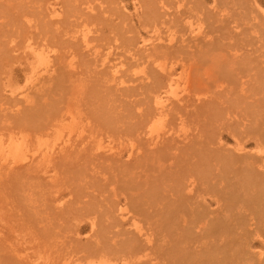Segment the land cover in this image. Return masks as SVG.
Wrapping results in <instances>:
<instances>
[{
  "label": "rangeland",
  "instance_id": "1",
  "mask_svg": "<svg viewBox=\"0 0 264 264\" xmlns=\"http://www.w3.org/2000/svg\"><path fill=\"white\" fill-rule=\"evenodd\" d=\"M141 1L0 0V126L2 124L9 125L8 128L4 129V136L7 138L13 134L20 135L22 133H26L30 135V138H33L32 145L35 146L38 143V136L46 131L44 130L45 127L50 122H52L53 118L57 114L60 112L61 114L66 112V109L69 106L71 111L69 108L68 111L69 113H73L74 117H77V122L78 119L80 121L81 118V121L76 125L77 127L83 124L86 125H83V128L93 125L91 126V130L93 129L92 131H90L89 127V129H84L86 133L83 134L85 137L87 136L86 140L84 139L81 144H78L79 146L77 148L75 147L77 150L82 149L80 150L81 152L76 151L75 148V150L73 149V152H67V154L70 155L72 153V160L73 158L77 159L78 155L81 156V154L83 158H80L79 156V161L75 159L72 161L71 156L69 155L70 157H66L67 155L66 153L64 154V152H61V154L57 153L58 155L55 154V160L53 159L54 161L52 160L51 162L55 165L54 167L60 166V163L65 165L63 166L61 164L63 167H57L55 169L56 173L53 175V178L49 176V173L45 174L43 172L37 174L33 173L35 175L32 174L30 176H28L26 173H22L16 178H14L12 174L8 175L4 172H0V264H56L57 262V264H76L78 262L81 263V261H83L82 263L88 261V257H90L89 260H94L97 264H105L102 261L109 259L116 262L117 264H124V261L117 258L114 254H108L106 252H104L106 254H102L101 252L95 253L94 244L91 245V242L88 240V238L93 233L89 222L87 219L77 220L82 216L81 214H83L86 206H92L95 201L96 205H99V209L102 207L105 208L110 200L117 199V196H119L122 201L121 207L124 208L123 211L127 215L124 217V219H121V216H118L122 221L128 219V217H131L134 214L133 212L138 210L136 209V206L138 208V204L140 208L143 207L148 209L150 211V215L155 217L153 218L155 220L158 217V214L164 211V208L169 207L171 200L165 197V193L176 191V189H172L170 187H174V184L177 186L178 179L180 180L181 178V180L188 181L193 174L196 179L198 178L197 180H200V177H202L201 172L204 170L203 168H207V170L214 168V172L212 170H210V173L208 172L210 174L209 177H211V174L214 173L212 175L214 180L217 175L216 172H220L219 170L222 168V161L220 159L229 152L228 150L235 147L234 145L236 143L234 141L233 133L243 129V124H251L252 120L255 119V117H257L262 110H264V58H262V55L260 56V52L264 51V47H262L264 46V43L259 39H257V41L255 40L260 34H258L259 32L257 31H254V33V29L248 30V33L246 34L244 32L245 35L240 33L243 31L242 29L244 28L242 27L245 25L241 24L242 22H245V20L240 19V14L246 11V4L243 5V3H241L242 7H245L244 9L240 8L239 10L238 2V4H235L234 2L229 4L227 3L228 6L226 2L225 6L224 4L222 5V3L220 4V2H217L219 4L217 7L218 4H214V0H153L154 3L149 0L150 3L147 7L151 5H153L152 7L155 6L154 8H156L158 13L162 16L164 15L163 12L166 9H169L167 11L171 10L170 12L174 11V13L179 12L182 15L185 13L183 18L186 16V12H188L189 15H192L190 12L193 11L192 13H194V11H199L193 14L194 18L196 19L192 17V20L197 22L203 18L202 20H204L205 23H203L204 21L200 22L202 25H205H199L197 27L196 31H200L198 33L196 32L197 34L195 32L191 33V31H188L186 37L194 36V38L198 37V40L192 39L190 42L191 46L189 45L190 47L184 49L186 51L190 50L189 52H196V54H194V58H191L193 60L189 59L192 64L188 65L186 70H184L185 68L179 67L178 71H180V73L185 72L183 74H186L189 78V84L192 86L195 93L193 94L197 98L202 99V102H211L212 99L216 100L219 97L218 100L221 101V103L216 105L214 108V111L218 110L219 114L213 116L212 112L210 114L206 111V109H202L204 111H199L198 113L187 116L185 119L186 122L184 121L185 124L183 122L184 125L179 122L178 124L181 126L177 125V119L174 122L175 124L172 125L174 126V135L176 136L178 134L176 137L179 138L182 135L181 140H183V137L185 136L183 132L187 131L188 134L191 135L190 137L193 138V135H195L199 130L204 129V140H200L198 138L197 140L193 139V146H182L181 148H177L172 151L170 150V157L165 156L164 158L166 159L152 157L147 161L148 167H143V169H129L126 170V172H124L122 168H119V171L118 168L117 170L115 168L110 169V167H107L106 165V160H103L105 157L103 158L102 156L106 151H99L98 153L103 152L100 155L102 158H99L96 155V157H94L95 161L93 159H91L92 161L90 159H85L87 158V155L85 154L86 149H90V152L92 149L96 151L95 149L98 146L97 143L102 141L100 138L103 139L105 145L109 143L107 140H111L112 143L115 142L114 144L120 146H123L124 144V146L121 148L124 149L123 152L125 154H128L127 150L130 148L129 142L132 140L131 137L133 136L131 135L133 133L127 129V125L129 127L130 124L128 123L133 122L131 119L134 118V116L135 118L137 117L134 115V112L139 111L146 106L145 104H132L130 102L131 99L139 98L142 95L135 94L131 97H128V91L124 89L128 85L120 86L115 80L112 81V69L111 67H108V65L110 66L115 62H119V60L124 61L127 59V57L123 55L122 49L128 48L129 43L133 42L135 45V42H137V46H131L138 48V41L140 42L143 37L147 38L153 34L152 27L150 28L149 26L150 23L147 25L148 22H146V18L144 16L145 14H143L142 11L143 7L137 9V7H139L138 2ZM248 1L252 5H255V8L257 5L264 8V0H246V2ZM183 3L185 4L183 5ZM194 5L198 7V9L196 7H194L196 10L193 9ZM221 5L223 6L222 9L219 8ZM52 7L56 10H54ZM160 7L166 9L162 10ZM202 7L203 10H208L207 13H210L207 15L206 11L202 10ZM189 8L192 10L189 11ZM223 8L224 13L226 14L222 15L220 12H223ZM228 10H230V12H228ZM202 11L204 13L201 15L200 12ZM214 11L217 13V18L219 16L217 21L215 15L212 14ZM252 13H250V16ZM254 14L258 15V12H255ZM199 15L200 19L197 17ZM209 15H212L213 18L210 16L211 19H209ZM168 16L175 17V15L170 14ZM252 16L254 15L252 14ZM174 17L170 19L168 17L166 18H168L167 20H172ZM237 17L239 19H237ZM235 18L238 21L240 20V23L237 22ZM212 19H214V22L216 23H212ZM238 23L242 27L236 26ZM83 28L90 30L89 40L91 42L89 41L88 44L82 38L83 36H81V31ZM180 37L181 36L178 35L177 37L174 36L172 37L173 39H170L168 36V38L164 37L165 40H163L164 43H173L177 42ZM29 38L36 45H51V47H54V50H56L57 56L62 55L63 53L66 56L68 55L66 58L69 60L73 57L72 55H75L76 57H73L75 60H72L73 63L75 61V69L73 66L70 67L68 65V68L65 66L71 60L67 62V60H65L66 58H62V60H59L61 61L59 64V61L57 60L58 62H56L57 64H55V66L58 67L55 68L56 70L53 76V84L50 88L38 93L37 99H39V104L36 108L27 110L29 108L26 107L32 105L28 103L23 106V110L21 112L10 109H2V103L4 102L5 106V101L10 98L11 91L19 92L26 83L27 65L33 60L29 55V52H25L27 49L26 44L28 43L27 39ZM212 38L215 39L216 43L214 42L212 44ZM201 39L204 40V42L202 41V44L205 43L202 45L204 46V49L202 48L201 44L198 43L201 42ZM248 39L250 42H248ZM194 41H196L198 44L196 42L195 44ZM195 46L200 48V50ZM212 48H214V51ZM109 51L112 52L110 53ZM119 51L122 54L117 56ZM200 51L203 52L200 53ZM105 52H107L108 56ZM178 54L182 56L181 53L178 52ZM69 55L71 58H68L70 57ZM106 56L107 61L109 60V63L106 61ZM109 56L110 59H108ZM143 56L144 54L137 56V58H140L139 61H142L141 58H143ZM175 56L180 58L179 55ZM113 57H115L117 60H115ZM222 57H224L223 60ZM179 58H177L178 60L176 64L181 62L179 61ZM185 58H189V55H185L184 59ZM127 60L128 62L126 60L123 62V69L125 72L131 70L129 67L132 66V63H134L132 61L130 62V59ZM180 60H182L181 63H184L183 61H185L182 59V57ZM142 79L143 78L139 79V81ZM131 80L127 84H129V87L134 84L133 86L135 87L138 84L141 85L144 79L141 81V83L137 82V79L134 80L132 78ZM208 109L211 110L212 106H210ZM68 111L63 115H66ZM135 118L132 120H137ZM68 119L70 120V118H67V121H69ZM111 120L114 122L116 121L115 123L118 125L117 131L119 134H114V136H111L107 133L106 136V128L103 129L101 126L105 127L107 125L105 122ZM118 122L120 123L118 124ZM222 123L224 124L222 125ZM95 126H98V128ZM63 127L64 126L60 128ZM82 127L78 128L82 130ZM259 127H264V123H261ZM96 128L98 129L97 131L102 129L101 132H104L105 130V132L102 133L104 138L101 137V132H99V134L96 133L95 136L94 130L96 131ZM148 128L150 127L148 126L147 129ZM79 129L75 131L76 134L78 133ZM177 130L178 133L176 134ZM49 133V135H45L47 141L54 140L57 132L50 130ZM75 133L73 134V138L76 137ZM89 135L91 138H88ZM97 135H100L99 139L96 138ZM118 136H121L122 139ZM93 138L96 141H92ZM219 139L222 142H219ZM88 140L91 142V144ZM94 141L96 143H94ZM87 143H89L90 146ZM120 143L123 144L121 145ZM195 143L197 144L195 145ZM85 144L87 145V148H85L84 151ZM247 144L248 148L251 150H257L258 148L257 145L252 141H248ZM92 146L94 147L92 148ZM201 148H203L204 151L201 150ZM190 149L193 151H190ZM176 150L177 156H175L174 153ZM214 150H218L216 151L217 154L212 152ZM74 151H76V153ZM79 152L81 154H79ZM86 153L89 154L88 151H86ZM201 153L203 156H201ZM75 154L77 157H74ZM105 154L107 156L109 155V152ZM198 154L199 158L196 157ZM114 155L116 156V154ZM181 155H184V157ZM193 155L195 157H193ZM60 157L61 160L65 157L66 159L70 158L67 160L64 159V161H68V164L65 162L59 163ZM186 157L187 159L189 158V161H191L188 162ZM127 158L128 157L126 155L125 160ZM41 159L42 156L37 158L38 161ZM176 160L180 166H177L175 163ZM56 161L57 164L59 163L58 165L54 163ZM104 161L105 163H103ZM184 161H186L185 165L182 164ZM191 162H196L198 164L196 165L194 163L195 166H193L194 164L192 165ZM199 164L201 167L198 166ZM203 164L204 167L202 168ZM207 164L211 165L209 167H205ZM186 165H189L188 168ZM190 165L198 168H191ZM99 167L102 168L100 169ZM167 167L171 168L170 170L168 169V173L166 171ZM112 170L114 173L117 172L116 178L114 173L111 174ZM211 171L213 173H211ZM160 172L163 175L160 174ZM151 173H154L153 178H151L153 176L150 175ZM243 173L241 171L238 173V176L244 175ZM147 176L151 177L146 179ZM121 177H125V179L122 180ZM155 178L156 180H154V183H152L153 179ZM119 180L121 182H119ZM112 182L115 183L113 184ZM144 182H146V184ZM169 184L172 185L169 187ZM161 186L166 188L163 189ZM180 186H177V189L181 188ZM161 189L164 190V192L158 193ZM157 190L159 191L156 192ZM229 191L230 190H228V192ZM113 195L115 197H112ZM151 195H154L153 198ZM108 196L110 197V200ZM236 196L241 197L239 193H237ZM157 197H161L162 199ZM127 198H130L128 204L125 202ZM157 199H159V202ZM233 199L234 197L230 196L227 199L225 206L231 207V209L235 210L240 205L239 203H236L235 199ZM132 200H134L133 202L135 204H131ZM137 200H142V202H138ZM143 201L145 202L143 203ZM153 201L154 203L155 201L157 203L154 204ZM103 202H105V207ZM137 202L138 204L136 205ZM148 202H151V204ZM206 204H210L212 209H214L215 198L213 196L212 200L207 198ZM76 207L78 208V211ZM156 207L160 210L158 211V209H155ZM103 208L101 210H103ZM61 209H65L66 213L61 214ZM81 209L83 210L80 211ZM153 209H155L154 212L157 211V213L155 212L157 215L153 212ZM69 210H72L73 212L71 213ZM104 214L105 213H103V216L106 215ZM110 215H106L105 218L107 219L109 216L110 220H112L113 215ZM209 215H212V218L216 216L213 212L207 214V216ZM222 216L223 215L221 214L219 217ZM105 218H103V220H105ZM249 218L241 221L237 217H232L230 219L231 223L236 226H234L231 232L226 233V235L221 239L212 237V239H206L203 242L200 240L196 242V240H194L198 239V237H196L197 235L194 234L197 228L192 229L187 233H184V231L179 232V230L174 227H169L164 230L163 227H161V229L159 228L162 221H157L155 224H157L159 227L155 224L154 226L151 224L146 226L145 230L148 229V232L150 231L152 234L154 233V238H158L159 236L157 233H159V235H161V237H159V243H163V245L160 244L158 246H154L153 248H144L140 251V253L141 255H144L145 259H155L153 262L157 261V264H196L188 259L187 256L190 254L189 252L195 251V248L202 249L207 246H212V255H214L212 260L203 258L204 261L199 264H242L240 260L241 256L253 258V264H260L258 262L261 261H258V259L262 260L263 258L264 260V240L263 238L256 236L254 230L256 229V232H259L260 235H264V224L258 223L256 224L257 226L253 225V227L246 226V224H237V222L243 223L245 221H250ZM109 226L107 229L111 231H120V234L115 236V241H119L120 239L122 240L125 236L127 237V229L132 228L129 224H123L122 228H125V231L124 229L122 230L119 227H116L114 224H112V227L110 226V228ZM150 226L159 229H155ZM249 227H251V229ZM107 233H110L108 236L109 238H111L110 235L112 237L114 235L113 232ZM186 236H191L194 239H191L188 242V250H181L184 242L180 241V243H178V241L181 239L183 240ZM114 240L112 239L111 241L107 238L105 239V242L112 244ZM17 251L20 253L19 256L16 253ZM59 253L62 257L59 256ZM16 256H18L19 259ZM20 260H22L21 262H25L21 263ZM263 260L261 262L262 264H264Z\"/></svg>",
  "mask_w": 264,
  "mask_h": 264
},
{
  "label": "bare ground",
  "instance_id": "2",
  "mask_svg": "<svg viewBox=\"0 0 264 264\" xmlns=\"http://www.w3.org/2000/svg\"><path fill=\"white\" fill-rule=\"evenodd\" d=\"M150 1L152 3H154L153 0H150ZM150 1L149 0H142L141 1L142 3L138 2L139 7H137V9H140L141 7H143L142 11H143V14H145L144 16L146 18V22H148L147 25L150 23L149 26H150V28L152 27L153 34H151L150 37H147V38L143 37V39L141 38L142 40H140V42L137 40L139 43L138 48L131 46V45H134V43L132 42L133 44L129 43L128 48L122 49L123 55H125L127 57V59H130V62L131 61L134 62V63H132V66L129 67V69H131V70L125 72L123 69V66H124L123 62L125 60L128 62L127 59H125L124 61L119 60V62H115L110 66L108 65V67H111V69H112V71L110 70L112 72V73L110 72L111 76H112V81L115 80L116 82H118L117 84L120 86L128 85L124 88L128 91V94H127L128 97H131L132 95H135V94L136 95H142L139 98L131 99L130 102L132 104H138L139 103L140 105L141 104L146 105L145 108L140 109L141 108L140 107L139 108L140 110L138 109L139 111L134 112V115H136L138 117V118L137 117L135 118V116H134V118L137 120H132L134 118L131 117L132 118L131 121H133V122H131L132 125H131V123H128V124H130L129 127L127 125V129L130 130L131 133H133L131 135V136H133V137H131L132 140H130V142H129L130 148H128L129 150H127L128 154H125L123 152L124 149L121 148L124 146L123 143H120L121 145L123 144V146H120V145L114 144L115 142L112 143L111 140H110L111 142L107 140V142H109V143L105 145L103 139H101V138H100V140H102V141L97 143L98 146L95 149L97 152L94 151L93 149H92L93 152L92 151L90 152V149L87 150L88 148L86 147L87 146L86 144H85V147L82 146V147H84V151H85V148H87L86 151L89 152V154H87L85 151V154L87 155V158H85V156H84L85 159H90V160L93 159L95 161L94 157H96V155L99 158H102V157H100V155L103 152H105V151H106L105 153L109 152V155H107V156L105 153H104V155H102L103 158L105 157V159H103V160H106L107 167H110V169L115 168L116 170L118 168V171H119V168H122V170H124V172H126V170H129V169L130 170L143 169V167L147 166V161L150 158L158 157L160 159L161 158L163 159L165 156L166 157L169 156V154L171 153L170 150L172 151V150H175L177 148H181L182 146H193L195 139L197 140V138H198L201 140L205 137V133H204L205 130L204 129L199 130L195 135H193L194 136L193 138L190 137L191 135H189L187 131L183 132V134H185V136L183 137L184 138L183 140H181L182 135L179 138L176 137L178 135L177 134L178 130L176 131L177 135L175 136L174 135L175 133L173 132L174 126H172V125L175 124L174 122L177 119H178L177 125L181 126L178 124L179 122L181 124H183V122L185 121L187 116H189L190 114L198 113L199 111H204L202 109H206V111L209 112L210 114L212 112L213 116L219 114L218 110L214 111L215 106L221 103V101L218 100L219 97L216 100L212 99L211 102L210 101L202 102V99H199L194 95L195 93L193 91V88L189 84L190 83L189 78L187 77L186 74H183L185 72L180 73V71H178L179 67L185 68L184 70H186L188 65L192 64L189 59H191L192 57L194 58V56H195L194 54H196V52H193V51L189 52L190 50L186 51L184 49L191 46L190 42L192 39L198 40V37L197 38L196 37L194 38V36L186 37V35H187L188 31H191V33H193V32L196 33L197 27L199 25H202L200 21H204V20H202L203 18L201 20L197 19L198 20L197 22L192 20V17L194 18L193 14L196 12H199V11H196V12L194 11V13H192L193 11L190 12V14H192V15H189V13L186 12L188 15L186 14V16L183 18V15L185 14V13H183V10H182L183 15H182L179 12H175V13H174V11L170 12L171 10L167 11L169 9L165 8L166 9L165 10V9L160 7L162 10H165L164 12L160 11V12L164 13V15L162 16L161 14L158 13L157 9L154 8L155 6L152 7L153 5H151V6L147 7L149 5ZM214 1H215L214 4H216L217 2H220V4L222 3V5L224 4V6H225V2H226V4L227 3L228 4L233 3V2L236 4L238 2L239 4L238 3L237 4L239 5V7H238L239 10H240V8L244 9V7H245V6L242 7L241 3H243V5L246 4V7H245L246 11H244V12L242 11L243 13L240 14L242 18L239 16L240 19L245 20V22L241 23V24H245V25H244V27H242L239 24L240 20L238 21L237 19H239V18L237 17V19L236 18L235 19L239 23L236 26L244 28V29H242L243 30L242 32L239 31L240 33H243V35L248 33L247 31L250 29L251 30L254 29L253 32L254 31L259 32L258 34H260V35L257 36L256 39L254 37L253 38L256 41H257V39H259L261 42L264 43V8L263 7L257 5V7L255 8V5H252L251 3H249V1L246 2V0H243V1L242 0H220V1L214 0ZM140 3H141V5H140ZM184 4L185 3H183V5ZM228 4H227V6H228ZM222 5L219 8L222 9V7H223ZM218 6H219V4L217 5V7ZM186 7H188V6H186ZM194 7H196L195 5L193 6V9H195V10H196V8L198 9V7H196V8H194ZM88 8H89V5H88ZM160 8H159V10H160ZM167 8H169V7H167ZM191 8H192V6H191ZM54 10H56V9H54ZM92 10H93V8H92ZM178 10H180V9H178ZM190 10H192V9L189 8V11ZM200 10H201V8H200ZM202 10H203V7H202ZM236 10H237V8H236ZM203 11H206V13H207L208 10H203ZM203 11L200 12L201 15L204 13ZM211 11H213V10H211ZM216 11H214V13H212L213 15H215V18H217ZM253 11L258 12V15L254 14L255 12H253ZM58 12H59V10H58ZM228 12H230V10H228ZM209 13L210 12H208L207 15ZM220 13H222V15L226 14V13H224V8H223V12H220ZM250 13H252L254 16H252V14H251V16H252L251 17ZM169 14L175 15V17L173 16L174 19L167 20L170 17V16H168ZM204 15H206V14H204ZM164 16H166L168 18H166ZM176 16H178V17H176ZM210 16L212 17V15H209V17H208L209 19H211ZM173 17H170V18H173ZM197 17H199V19H200V15ZM194 19H196V18H194ZM214 19H212L213 20L212 23H216V22H214L215 21ZM218 19H219V16L216 19V21ZM203 23H205V21ZM203 25H205V24H203ZM199 30H202V29H199ZM81 32H82L81 36H83L82 38L88 44L90 41L89 40L90 30L89 29L86 30L83 28ZM150 32H152V31H150ZM198 32H200V31H198ZM244 32H245V34H244ZM250 33H252V32H250ZM178 35H180L181 37L177 42L169 43L167 41L169 44L166 42L164 43V40H165L164 37L168 38V36H169V38L171 39L172 37H174V36L177 37ZM240 36H242V35H240ZM201 37H202V35H201ZM237 38H239V37H237ZM46 39H48V38H46ZM206 40H207V38H206ZM27 41H28V43L26 44L27 49L25 50V52H29V55L32 57L33 60L31 62H29L27 65L26 83L23 86L22 90H20L19 92L11 91L10 98L7 99V101H5L6 102L5 106H4V102L2 103L3 104L1 106L2 109H5V110L10 109L13 111L21 112L23 110V106L25 104H28V103L32 104V105L29 107H26V108H29L27 110L36 108L39 104V99H37L38 93L44 91L47 88H50L53 84V76H54V72L56 70L55 68L58 67V66H55V64H57L56 62H58L60 59L62 60V58L63 59L66 58L68 56V55L67 56L64 55L63 53H62V55L57 56L56 50H54V47H51V45H49V44L36 45L30 38L27 39ZM200 41L201 42H198V43H200L201 46L205 44V43L202 44V41L204 42V40L201 39ZM195 42L196 41H194V43ZM214 42L216 43L215 39L212 38V44ZM245 42H247V41H245ZM248 42H250L249 39H248ZM135 43L137 44V42H135ZM136 44L134 46H137ZM165 44H168V45H165ZM214 45H216V44H214ZM195 47H197V46H195ZM203 47L204 46H202V48ZM241 47H243V46H241ZM262 47H264V46H262ZM198 49L200 50V48H198ZM212 49L214 51V48H212ZM196 51H197V49H196ZM109 52L111 53L112 51H109ZM176 52H177V54H176ZM178 52L181 53L182 56H180V54H178ZM202 52L203 51H200V53H202ZM97 53H99V52H97ZM105 53L107 55V52H105ZM122 53H120V51H119V54L117 53V56H119ZM184 53H188V54H184ZM197 53H199V52H197ZM57 54H59V53H57ZM142 54H144L143 58H141L142 61H139L140 58H137V56L142 55ZM109 55H111V54H109ZM175 55H179L180 58L182 57V59L185 60V61H183L184 63H181L182 60H180V58L176 57ZM185 55H189V58L184 59ZM261 55H262V58H264V51L260 52V56ZM72 56L76 57L75 55H72ZM107 56L105 57L106 61H107ZM199 56H200V54H199ZM256 56H258V55H256ZM73 57L72 58H71V56L68 57V58H71V59H69L71 61H69L67 58L65 59V60H67V62L69 61L68 63L65 62V63H67V65L64 64L65 66H67V68H68V65L70 67L73 66V68H74L75 61L73 63L72 60L73 59L75 60V58H73ZM113 58L115 60H117L115 57H113ZM177 58H179V61H181L180 62L181 64L179 62L176 64V62L178 60ZM223 58L224 57H222V60H223ZM108 59H110V56ZM186 59H187V61H186ZM191 60H193V59H191ZM260 60H262V59H260ZM104 61H105V59H104ZM60 62L61 61H59L58 64ZM107 62L109 63V60ZM263 63H264V59H263ZM76 65H77V62H76ZM71 70H72V68H71ZM185 75H186V77H185ZM132 78L134 80L137 79L138 80L137 82H140V83L144 79L143 80L144 82L142 81L141 85L138 84L137 86L134 87L133 86L134 84H133L132 86L129 87V84H127V83ZM141 78H143V79L141 81H139V79H141ZM160 81H162V82H160ZM9 100H10V102H9ZM198 100H201V101H198ZM210 106H212L211 110L208 109ZM68 108L71 111L70 106ZM68 108L66 109L67 111L69 110ZM66 112H64V113H66ZM64 113L61 114V112H60L59 113L60 115L57 114L53 118L52 122H50L45 127L44 130H46L45 131L46 133L43 132L38 136V143L35 146L32 145L33 144L32 143L33 138H30V135H28L26 133H22L20 135L19 134H13V135H10L9 137L6 138L4 136V133H5L4 129L8 128L9 125L2 124L0 126V172H4L8 175L12 174V176L14 178L21 175L22 173H24V174L26 173L28 176H30L33 173L37 174V173L43 172L45 174L49 173V176L53 178V175H55V173H56L55 169L57 167L60 168V167H63L65 165V164L60 163V162H65L66 164H68L67 163L68 161L67 162L64 161V159L65 160L70 159V158L66 159V157H68L70 155V154H67V152L68 153H70L69 151L73 152V149L75 147L77 148L79 146L78 144L79 143L81 144V142H83L84 139L86 140V137H87V136L85 137L83 134V133H86V131H84V129L86 127H84V128L82 127L84 124L81 126H78V127H82L83 128V129L81 128L82 130H80L76 126L77 123H79L81 121V118H80V121L78 119V122H77V117H74L73 113H69V111H68V113L66 115H63ZM67 118H70V120L68 119L69 121H67ZM115 122L112 120L106 121L105 123H107V125L105 127L101 126L103 129L106 128L105 129L107 131L106 136H107V133L111 136L112 135L114 136V134H119V132L117 131L118 125ZM185 122H184V124H185ZM102 123H104V122H102ZM119 123L120 122H118V124ZM261 123H264V110H262L258 114V116L252 120L251 124H243V126H244L243 129H241L238 132L233 133L234 141L236 143L234 145L235 147L233 149L229 148L230 149V150H228L229 152L227 154H225L220 159L222 161V164H221L222 168L219 170L220 171V172H218L219 174L216 172L217 175L214 178V180H213V176H212L214 174L213 173L214 168L207 170V168H203L204 167V164H203L202 168L204 170L201 172L202 177H200V180H197L198 178L196 179V177L193 176V174L192 175L190 174L191 177L189 176L190 179L188 181L181 180V178H180V180L178 179L179 181L177 180V182H178V183L176 182L178 184L177 186L181 185L180 186L181 188L177 189V186L175 184H174V187L173 186L170 187L172 184L171 185L169 184V187L172 189H176V191L170 192V193H165L166 194L165 197L169 198L171 200V203H170V205L167 204V205H169V207L164 208V211H162L163 213L160 212L158 214V217L155 220L153 219L155 217H152L150 215V211L148 209H145L143 207L142 208L139 207L138 202H140V201L142 202V200H140V201L137 200L138 202L136 203V205L138 204V208L136 206V209H138V210L133 212L134 214L131 217H128V219L123 220L125 222H123L121 219H124V217H126L127 215L123 211L124 208L121 207L122 201L119 198V196H117L118 197L117 199L113 198L114 200H110V197L108 196L110 201L106 207H105V202H103L104 207H105V208L102 207L103 210H101L102 208L99 209L100 208V207H98L99 205L97 206L94 200H93L94 204L92 206L90 205V207H87V206H86V208L84 207L85 210L83 211V214H81L82 216L80 215L81 217L77 220H86L87 219V221L89 222V225H90L93 233L88 238V240H89V242H91V245L94 244L95 250L94 249L93 250L95 251V253L101 252L102 254H106V253L114 254L117 258L122 259V261H124V264H157L156 263L157 261L153 262L155 259L154 260H153V258L145 259L144 255H141V253H140V251L144 248H153L154 246H158L160 244L163 245V243H159V239H160L159 237H161V235H159V233H157L159 237L158 238L155 237V238H157V239H155L154 235H153L154 233L152 234L150 231L148 232L147 231L148 229L145 230L146 226H149L151 224L154 226V224L157 221H159V222L162 221V223L160 224L161 226L159 227L157 224H155V225H157L160 229H161V227H163L164 230L169 228V227L170 228L174 227L177 230H179V232L184 231V233H187L188 231H191L192 229L197 228V230H195L196 232L195 231H192V232H195L194 234L197 235L196 237H198V239H194L191 236L190 237L186 236L183 240L181 239L178 241V243H180V241L184 242L183 246L181 247V250L182 249L188 250V248H189L188 242L191 239L196 240V242L199 240L203 242L206 239H212V237L221 239L222 237H224L226 235V233L231 232L233 230L234 226H236L233 223H231L230 219L232 217H237L241 221L250 217L249 218L250 221H245L243 223L237 222V224H241V225L246 224V226H252L253 227V225H256L258 223L264 224V127H262V128L259 127V125ZM223 124L224 123H222V125ZM62 126H64V127L60 128ZM84 126H86V125H84ZM91 126H93V125H91ZM91 126L90 127L87 126L86 129L90 128V131H92L93 129L91 130ZM148 126L150 127V128H148L149 130L147 129ZM95 127L98 128V126H95ZM97 128H96V131L94 130L95 136H96V133L99 134V132H101V130H102V129H100V131H97L98 130ZM78 129H79V131L76 134L75 131ZM50 130L56 131L57 134H56L54 140H48L47 141L45 135H49ZM105 130H104V132H105ZM104 132H101V135ZM74 133L76 134L75 138H73ZM90 133H92V132H90ZM181 134H182V132H181ZM218 135H217V137H218ZM89 136H88V138H91V136L90 137ZM99 136L97 135L96 138L99 139ZM101 137L104 138L103 135ZM119 138L122 139L121 136ZM131 138H129V139H131ZM220 139H221V137H220ZM220 139H219V142L221 141ZM93 140H95V139L93 138L92 141ZM95 141H94V143H96ZM202 141H201V143H202ZM248 141H252L253 143H255L258 147L257 150L249 149L248 144H247ZM87 144H89V143H87ZM90 144H91V142H90ZM90 144H89V146H90ZM196 144L197 143H195V145ZM93 147L94 146H92V148ZM125 147H127V146H125ZM203 148H201V150H203ZM80 150H82V149H79V150L76 149V151H80ZM76 151H74V152L76 153ZM99 151H103V152L98 153ZM185 151H187V150H185ZM190 151H193V150L190 149ZM216 151H218V150H214L212 152L217 154ZM61 152L62 153L64 152V154L66 153L67 156L64 159L62 158V160L60 157V160H61V161L59 160L60 164L58 163L60 166L54 167L55 165L51 162L53 159L55 160V157H54V156H56L55 154H57V153L61 154ZM80 152H79V154H81ZM174 153H175V156H177L176 155L177 150ZM77 154H78V152H77ZM114 154H116V156ZM126 155L129 159L127 158L125 160ZM159 155H162V156H159ZM40 156H42V159L38 161L37 158H39ZM70 156H71V160H72V157H73L72 153ZM79 156L80 155H78V157H77V155L75 154L74 157H77V159L73 158V160L75 159V160L79 161L78 160ZM181 156L184 157V155H181ZM201 156H203L202 153H201ZM81 157H82V154H81L80 158ZM193 157H195V156L193 155ZM196 157L199 158V154ZM191 158H192V156H191ZM164 159H166V158H164ZM186 159H187V157H186ZM172 160H174V159H172ZM190 161L188 160V162H190ZM185 162L186 161H184V163H182V164L185 165ZM23 163H25V164H23ZM54 163L57 164V161ZM103 163H105V161ZM175 163L177 164V166H180V165H178L177 160ZM191 163H192V165L194 163L196 165L198 164L196 162H191ZM61 164L63 166H61ZM195 164L193 166H195ZM201 164H202V162H201ZM171 165H172V163H171ZM210 165L207 164V166H205V167H209ZM217 165H220V164H217ZM177 166H176V168H177ZM188 166H187V168H188ZM193 166L190 165L191 168H195ZM198 166L201 167L200 164ZM102 167H99V168L101 169ZM168 167L166 168L167 173L171 169ZM170 167H172V166H170ZM196 168H198V167H196ZM159 169H160V167H159ZM183 169H184V167H183ZM24 170H25V172H24ZM54 170H55V172H54ZM146 170H147V168H146ZM210 170L213 171V172L211 171V173H213V174H211V177H209ZM160 171H161V169H160ZM176 171H177V169H176ZM179 171H181V170H179ZM241 171H242V173L244 172L243 173L244 175L241 174L242 176H238V173H240ZM141 172H142V170H141ZM112 173H114L113 170H112L111 174ZM116 173H114L115 178H116ZM153 174L151 173L150 175H153ZM160 174H162V173L160 172ZM33 175H35V174H33ZM165 175H166V173H165ZM149 177H151V176H149ZM149 177L147 176L146 179H148ZM153 177H154V175L151 178H153ZM156 177H158V176H156ZM158 178H160V177H158ZM121 179L123 180V179H125V177L124 178L121 177ZM154 180H156V178L153 179L152 183H154ZM117 181H118V178H117ZM119 182H121V181L119 180ZM144 183L146 184V182H144ZM123 184H125V183H123ZM163 186H161V187L163 189H165L166 187H163ZM152 188H154V187H152ZM150 189H151V187H150ZM228 190H230V191L228 192ZM158 191L159 190H157L156 192H158ZM163 192H164V190L161 189L160 192H158V193H163ZM237 193H239L241 195V197L236 196ZM146 195H148V194H146ZM153 196H152V198H153ZM212 196L215 198V208L214 209H212V206L210 204H206L207 198L212 200ZM230 196H233L236 203H239V205H240L235 210L231 209V207L225 206V203ZM112 197H115V196L113 195ZM149 197H150V195H149ZM145 198H147V197H145ZM157 198H161V197H157ZM136 199H137V197H136ZM154 199H155V197H154ZM90 200H92V199H90ZM134 200L131 201V204H135L133 202ZM128 201H130V198H127V200L125 202H127V204H128ZM157 201L159 202V199H157ZM96 202H97V200H96ZM144 202L145 201H143V203ZM153 203H154V201H153ZM155 203H157V202L155 201ZM149 204H151V202ZM155 209H158V211L160 210L157 207ZM155 209H153V212ZM82 210L83 209H81L80 211H82ZM69 211L71 213L73 212L72 210H69ZM77 211H78V208H77ZM155 212L157 213V211H155ZM212 212L215 213V215H216L214 218H212V215L207 216V214H210ZM60 213L61 214L66 213L65 209H61ZM103 213H105L106 215H108V214L113 215V219L110 220L109 216L106 219L105 218L106 215L104 214L105 216H103ZM221 214L223 216L219 217ZM128 215H129V213H128ZM118 216H121V219ZM100 217H102V218H100ZM103 218H105V220H103ZM112 224H114L116 227H119L122 230L124 229V231L126 229L122 228L123 224H129L130 227H132V228L127 229L128 230L127 233L129 235L127 234V237L125 236L126 238L124 237V235H125V233H124V235H123L124 238L122 237L123 238L122 240L120 239L119 241H117V240L115 241L114 240L115 236L119 235L120 231H116V230L111 231V230L107 229L109 225L112 227ZM185 225H187L189 227H187ZM110 226H109V228H110ZM124 226H126V225H124ZM153 226H150V227H153ZM184 226H185V228H184ZM126 227H128V226H126ZM153 228H155V227H153ZM159 228H155V229H159ZM249 228L251 229V227H249ZM253 229H255V228H253ZM71 231H73V230H71ZM256 231L257 230L255 229L254 232L256 233V236L261 237L264 240V235H260L259 232H256ZM107 232H113L114 233L113 237L110 235L111 238H109L108 236L110 233L108 234ZM113 233H111V234H113ZM121 234H123V233H121ZM195 235H194V237H195ZM105 237H107L111 241L113 239L115 242L113 241L112 244H108L105 242V239H107ZM87 244H89V243H87ZM5 248H7V247H5ZM87 248H88V246H87ZM195 249H196L195 251L189 252L190 254H188V256H187L191 262L199 264L202 261H204L203 258H207V260H209V259L212 260V257H214V255H212V246H207V247L202 248V249H200V248L199 249L195 248ZM60 250H61V248H60ZM90 250H92V249H90ZM104 252H106V253H104ZM16 253L18 256L20 255L19 251H17ZM57 253H58V251H57ZM18 256H16V257H18ZM59 256H61L60 253H59ZM24 258H27V257H24ZM89 258L90 257H88V259H87L88 261H86L84 263H82L83 261H81V263L78 262L76 264H97L94 260H89ZM18 259H19V257H18ZM65 259H67V258H65ZM238 260H239V258H238ZM240 260H241L242 264H253L254 263L253 258H249V257H245V256H241ZM262 260H263V258H262ZM262 260L258 259V261H261V262H262ZM21 261L22 260H20V262ZM20 262H18V263H20ZM23 262H25V261H23ZM23 262H21V263H23ZM102 262L105 264H117L116 262H114L110 259L104 260ZM261 262H258V263L262 264ZM68 264H71V263H68Z\"/></svg>",
  "mask_w": 264,
  "mask_h": 264
}]
</instances>
